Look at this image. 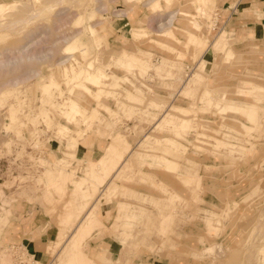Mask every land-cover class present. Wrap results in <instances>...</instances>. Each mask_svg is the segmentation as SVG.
<instances>
[{
  "label": "rangeland",
  "instance_id": "rangeland-1",
  "mask_svg": "<svg viewBox=\"0 0 264 264\" xmlns=\"http://www.w3.org/2000/svg\"><path fill=\"white\" fill-rule=\"evenodd\" d=\"M126 1L0 0L5 10L0 13V264H19V255L24 264L58 262L56 248L41 263L1 240L15 203L39 205L59 233L60 214L66 211L62 223L73 225L96 198L83 223L88 227L78 231L56 264H116L121 256L128 260L119 264H264V37L250 40L234 20L225 23L229 11L221 5L229 0H208L206 5L171 0L170 9L167 0ZM183 13L200 29L188 30ZM163 28L172 30L180 43L159 37ZM184 29L201 35L205 47L189 45ZM222 36L234 51L232 60L219 51ZM158 41L169 42L174 51L156 45ZM75 42L89 52H80L73 62L66 47ZM126 52L147 73L129 65ZM28 54L34 56L31 62ZM67 58L76 72L93 62L94 73H103V91L91 87L81 100L90 111L87 116H66L76 85L65 65L58 66ZM201 62L204 74L197 80ZM51 83L56 85L45 92ZM206 94L215 102L226 96L221 103H233L235 109L215 110ZM129 95L134 99L128 100ZM186 111L190 128H183ZM169 114L173 126L164 123ZM65 125L69 130L60 133ZM118 133L131 151L110 191L100 195L106 183L85 178L103 180L106 157L86 162L84 169L79 148L96 142L104 152ZM72 196L80 200L77 211L69 204ZM106 205L110 209L104 214ZM101 223L109 233L92 230ZM104 237L114 239L112 260L92 255ZM75 241L78 250L70 248Z\"/></svg>",
  "mask_w": 264,
  "mask_h": 264
},
{
  "label": "crops",
  "instance_id": "crops-1",
  "mask_svg": "<svg viewBox=\"0 0 264 264\" xmlns=\"http://www.w3.org/2000/svg\"><path fill=\"white\" fill-rule=\"evenodd\" d=\"M230 1L231 0L224 1L221 5L222 11L224 12L229 11L228 15L224 18L226 20L225 23H227V21L231 22L234 20L233 22L234 24H236V29H239L241 32L245 33L246 37L249 38L250 40H258L261 37H264V0H236L233 3L232 7ZM226 4H228L227 7L225 6ZM219 18L220 20H222L223 19L222 15ZM218 23L220 24V22ZM218 23L216 27L217 29L220 30L222 27L221 28L220 26L218 27ZM123 45L124 44L121 43V45H118L117 48H122ZM87 146L88 145H82L81 148H79V154L77 157L78 160L83 162V168L86 162L89 161L96 162L98 161L99 157H101V155L103 154V152L98 148V144L96 142H93L91 144V148ZM25 167H27V165ZM117 173H118L117 171L114 172L108 178L106 184L102 186L104 190L100 192L101 194L103 193V191L105 192V190L110 186L112 182H115V175ZM83 175L79 176L78 179H73V180L75 181L80 180L83 177ZM116 184L118 186H121L119 181H116ZM136 192L141 193L140 190ZM73 193H76L75 190L73 191ZM72 197L73 198L71 201H69V204H74L75 205L74 208H76V206L78 208L80 204V200L75 196ZM98 199L99 198H96L93 202H91L90 206L86 209V211L83 214L79 216V218L73 225L71 224L65 225L62 223V220L66 215V211L60 214L58 220V224L60 225L59 233H58V228L54 223L55 222L54 219L46 216L45 213L43 212V209L39 205L27 201H19L18 203H15L16 207L12 209L11 219L8 221L6 227L3 230V235L1 237V240L6 241L9 245H14L18 248L20 247L24 249L29 257H32L33 259H38V261L41 263H47L49 261L48 260L49 255L52 253V249L56 248V251L54 252L53 255H55V258H57V261L59 262L63 254V251L70 244L72 238L78 233V231L80 230L79 228L83 225L88 215V212L94 208V206L98 202ZM120 202H125V201H120ZM65 203L68 202L65 201ZM104 207L105 208H103L104 209L103 212L105 214L108 212V209H110V206L106 205ZM47 208L48 210H53L50 204H48ZM139 208L142 207L139 206ZM117 214H118V210L116 209V215L114 216L115 218ZM75 215L77 214L74 211V216ZM162 220L163 217L159 221V224L161 223ZM113 224H112V229H113ZM67 226H71L70 228L71 233L69 234V236H67V238H65V240H63L64 239L63 236L65 237L64 230ZM94 229H97L98 232L99 231L108 232V233L110 232L109 229H107V227L102 226V223L100 226L96 225L92 230ZM91 231H89V233ZM89 233L86 232L84 237ZM113 244H114V239L112 237L102 238L99 245L100 250L93 251L92 255L97 257L99 256L98 259L104 261L108 256L110 259L114 258V254H113L114 250L112 249ZM126 260L128 259L125 256H121L117 260L116 264H119L120 261H126ZM105 264H109V263H105Z\"/></svg>",
  "mask_w": 264,
  "mask_h": 264
},
{
  "label": "bare ground",
  "instance_id": "bare-ground-1",
  "mask_svg": "<svg viewBox=\"0 0 264 264\" xmlns=\"http://www.w3.org/2000/svg\"><path fill=\"white\" fill-rule=\"evenodd\" d=\"M128 1V3H132L133 4V2L131 1V0H127ZM126 1V2H127ZM208 0H199V2H197V3H203L202 5H206V4H204V3H206ZM159 3H157V4H155L156 6L155 7H158V6H160V4L158 5ZM198 4V5H199ZM158 5V6H157ZM167 8H171V6H172V3H171V0H167ZM154 7V6H153ZM161 7V6H160ZM6 8V7H5ZM10 8V7H9ZM154 9V8H153ZM161 9V8H160ZM205 9V8H204ZM3 10H4V6H2V5H0V13H3ZM5 11V10H4ZM170 11L171 10H168L167 11V13H170ZM185 16H183L182 18H186V19H182V22L183 23H185V27L188 29V30H194V29H198V25H196V23L191 19V18H189V17H187V15H189V14H185V13H183ZM80 17H82V16H79V18ZM175 17V16H174ZM174 17H173V19H174ZM82 19V18H81ZM173 20H172V17H171V19L169 20V24H172V23H170V22H172ZM57 23V22H56ZM4 24V23H3ZM98 25H99V23H98ZM95 26V25H94ZM8 27V26H7ZM165 27V26H164ZM200 27V26H199ZM166 28H163L162 30H160V32H159V37H161V38H166V40H169V42L170 41H174V40H178L175 36H174V33H172L173 31L172 30H169V29H166ZM200 29V28H199ZM198 29V30H199ZM1 30V29H0ZM188 30H182L183 31V35L185 36V38L188 40V43H189V45L191 44V45H194L195 47H197V49H200V48H203V47H205V45H206V42H205V40H204V38L200 35H194V34H192L190 31H188ZM90 31H91V33L92 34H94L95 32H94V30H93V28H90ZM101 32H102V29L100 30ZM100 32V33H101ZM135 33V32H134ZM136 33H138L137 35H139V36H144L145 35V33L144 32H142V33H140V32H137L136 31ZM147 34V33H146ZM223 37V39H224V44H223V46H221L220 48H219V51L220 52H224V56H225V59L226 60H232V58H234V51L228 46V44L229 43H227V39H226V37L225 36H222ZM222 37H221V39H222ZM100 38H102L101 36H100ZM136 38H138V37H136ZM222 39V40H223ZM68 40V39H67ZM94 40V39H93ZM92 40V41H93ZM152 41V40H151ZM150 41V42H151ZM164 41V40H163ZM94 42V41H93ZM155 42V41H154ZM169 42H165V43H163V42H160V41H158L157 42V44L156 45H158V43H159V45H162V46H165V48L168 50V51H174V49H173V47L172 46H170V44H169ZM177 42H179V40L177 41ZM180 43V42H179ZM74 44V43H73ZM72 43L68 46V47H66L67 48V51H68V54L69 55H72V58L70 59V60H73V62H76L77 60H78V56H77V54H79L80 52H84L85 54H87L88 52H89V48L87 47V48H84V47H81L80 46V44L79 43H77V42H75V44L73 45ZM154 44V43H153ZM155 45V46H156ZM158 45V46H159ZM189 45H186L187 47L186 48H188L189 47ZM255 47V46H254ZM162 49V48H161ZM164 50V49H163ZM258 50H259V48H257V47H255L254 48V53H258ZM257 51V52H256ZM9 52V51H8ZM24 52V51H23ZM166 52V51H165ZM233 52V53H232ZM260 52V51H259ZM27 53V52H26ZM21 54V53H20ZM172 54V53H171ZM180 54V53H179ZM178 54V55H179ZM28 55H30V54H28ZM27 55V58H26V61H32V60H34V56L33 55H30V56H28ZM176 55V54H175ZM8 56H10V55H8ZM45 56V55H44ZM124 56H128V57H130V63H129V65H137V66H139V67H141V69H142V72H146V68L142 65V64H137L132 58L134 57L133 56V54L132 53H130V52H126V53H124ZM39 57V56H38ZM38 57H36L35 56V58H38ZM22 54L20 55V58L19 57H17V59L18 60H22ZM70 58V57H69ZM69 58H67L68 60H64V62H61V63H59V65L58 66H64V69H65V71H66V73H69V71H70V73H72V75H73V78H72V83L73 82H76V85H75V88L73 89V90H71L72 92H71V95H73L74 97H73V99H74V101L72 102L71 101V103L69 104V106L67 107V108H70V111L66 114V116L67 115H69V116H72V117H74L75 115H77L78 116V114L81 116V115H86V113L87 112H90V111H88V108H87V110L86 109H83L82 108V103H81V100H82V98L85 96L84 94L85 93H88V92H90L91 93V87H98L99 88V92H102L103 91V89H102V87L100 86V82H101V78H102V76H103V73H97V74H95L94 73V69L96 68H94V65L92 64V63H88V64H86L85 66H83L82 68H80L79 69V71L78 72H76L75 71V69H74V67L76 66L75 64H73V63H71V62H69ZM91 58V57H90ZM180 58H181V56H180ZM15 59V58H14ZM16 59V60H17ZM40 59V58H39ZM224 59V60H225ZM11 58H10V62H11ZM17 60V61H18ZM9 61V60H8ZM17 61H14V62H17ZM20 61H18V62H20ZM241 61V60H240ZM3 62V61H2ZM6 62V61H5ZM9 62V63H10ZM18 62H17V64H18ZM22 62V61H21ZM228 62V61H227ZM226 62V63H227ZM231 62V61H230ZM68 63V64H67ZM96 63V62H95ZM146 63V62H145ZM6 64H8V63H6ZM129 65H128V67H129ZM204 64H203V62H201L200 64H199V67H198V69H197V72H196V74H195V78H197V80H201V77H202V75L204 74ZM2 67V66H1ZM98 69H100V68H98ZM128 69V68H127ZM164 70V68H161L160 69V71H163ZM147 73V72H146ZM56 75V79H55V81L56 80H59V78H60V69L58 70V72L55 74ZM65 75H67V74H65ZM69 75V74H68ZM62 76V75H61ZM68 77V76H67ZM64 79V78H63ZM192 80V79H191ZM21 81V80H20ZM19 81V82H20ZM188 82V81H187ZM17 83V82H16ZM16 83L14 82L13 84L14 85H16ZM214 83V82H213ZM194 84V83H193ZM49 85V84H48ZM54 85H56V83H51V85H49V86H46V88H45V92H47V91H49L50 90V88L52 87V86H54ZM69 85V84H68ZM191 86H194V85H191ZM191 86H190V88H191ZM108 87V86H107ZM148 87V86H147ZM184 87V86H183ZM56 89L58 88V87H55ZM114 88V87H113ZM196 88V87H195ZM116 89V88H115ZM109 90V89H108ZM61 91V90H60ZM63 91V90H62ZM70 91V90H69ZM226 91V90H225ZM108 92V91H107ZM116 92V91H115ZM243 92V91H242ZM242 92H241V94H242ZM48 93V92H47ZM46 93V94H47ZM50 93V92H49ZM131 93V92H130ZM185 93H187V92H185ZM226 93V92H225ZM133 94V93H132ZM245 94V93H244ZM248 94V93H247ZM50 95V94H49ZM88 95V94H87ZM186 95V94H185ZM207 95V97L209 96V94H206ZM243 95V94H242ZM241 95V96H242ZM244 97V96H243ZM252 97H253V95H252ZM257 97V96H256ZM259 97V96H258ZM50 98V97H49ZM85 98V97H84ZM97 98V100H98V97H96ZM140 98V97H139ZM209 98V101L207 102V103H209V104H211V106H213L214 108H215V110H217V111H222V110H224V108L226 109H228V110H230V109H235L234 107V105H233V103H231V104H228V107H224V105L221 103L224 99H226V96H223V99H222V101L220 102H215L213 99H212V97H208ZM51 99V98H50ZM70 99V98H69ZM122 99V98H121ZM131 99H134V97L133 96H128V100H130L131 101ZM258 99V98H257ZM256 99V100H257ZM71 100V99H70ZM128 100H126V101H128ZM143 100V99H142ZM145 100V99H144ZM82 101H84V100H82ZM125 101V102H126ZM134 101V100H133ZM56 102V101H55ZM70 102V101H69ZM224 102V101H223ZM127 103V102H126ZM132 103H135V101L134 102H132ZM128 104H130V102L128 101ZM208 104V105H209ZM67 105V104H66ZM131 105V104H130ZM133 105H135V104H133ZM141 105V104H140ZM64 107V106H63ZM62 107V108H63ZM182 107V106H181ZM65 109H66V107H64ZM133 108V107H132ZM237 109V108H236ZM67 110V109H66ZM172 111H174V109L172 110ZM176 111V110H175ZM184 111V110H183ZM92 112V111H91ZM97 112V111H96ZM62 113V112H61ZM64 113V112H63ZM62 113V114H63ZM173 113V112H172ZM219 113H221V112H219ZM223 113H225V112H223ZM93 114V113H92ZM94 115V114H93ZM93 115H91L90 114V117L91 116H93ZM182 115H183V117H184V122H183V128L184 127H189L190 128V126H189V122H191L190 121V112H188V111H186V112H183L182 113ZM79 116V117H80ZM87 116V115H86ZM98 116V115H97ZM169 116V118L171 117V115L169 114L168 115ZM68 117V116H67ZM72 117H69V119H71ZM76 117V116H75ZM166 119V121H164V123H167V124H170V125H174V123L172 122V120H171V118L170 119ZM81 119V118H80ZM72 120H73V118H72ZM76 120V119H75ZM75 120H74V122H75ZM87 120H89V119H87ZM86 120V122H88ZM91 122H93V121H91ZM209 122V121H208ZM194 123V122H193ZM64 125V124H63ZM163 126H165V124H163ZM169 126V125H168ZM159 127V126H158ZM157 127V128H158ZM60 128V133H66L68 130H69V128H67L66 127V125L65 126H62V127H59ZM182 128V127H181ZM188 128V129H189ZM178 129V128H177ZM187 129V130H188ZM200 129V128H199ZM201 129H202V126H201ZM179 130H180V128H179ZM185 130H186V128H185ZM178 131V130H177ZM182 131H184V130H182ZM203 132V131H202ZM59 133V131H58V134H60ZM68 134V133H67ZM67 134H65V135H67ZM62 135H64V134H62ZM68 136V135H67ZM78 136H80V135H78ZM81 138V137H80ZM148 140V139H147ZM76 142V141H75ZM75 144V143H74ZM165 148V147H164ZM167 148V147H166ZM70 151V150H69ZM75 151H76V149H73V151H72V153L74 154L75 153ZM131 151V147H130V144L127 142V140H126V138L123 136V135H121L120 133H118V134H116L115 136H113L111 139H110V141H109V144L106 146V148H105V150H104V152H103V154L101 155V156H103V157H106V163L104 162V163H102L101 164V169L102 170H104V174H105V178L103 179V180H98V178L97 177H91V176H88L87 177V179L85 178V180H93L94 179V181H97L98 183L97 184H100V185H103V184H105L106 183V181H107V178H109V176H111L112 174H113V172H115V171H117V172H119L121 169H122V167L124 166V164H125V162H126V159H127V155H128V153ZM174 152V151H173ZM176 153V152H175ZM75 155V154H74ZM109 159H115L116 161L115 162H109L108 160ZM99 168V167H98ZM100 169V168H99ZM87 182V181H86ZM88 183V182H87ZM59 188V187H58ZM91 190V189H90ZM108 191H110V187H108V189H107V191H106V193H108ZM104 194H105V192H104ZM102 195V194H101ZM90 197H88V199H89ZM113 198V197H112ZM87 199V200H88ZM50 202V201H49ZM56 202V201H55ZM87 206V205H86ZM70 207V206H69ZM85 208L86 207H84V210H85ZM92 211H94V209L93 210H91V211H89L88 212V215H87V219H89L90 218V215L92 214ZM168 218H171V216H169ZM169 220V219H168ZM91 221L89 220L87 223L89 224ZM164 224V223H163ZM166 226H167V223H166ZM82 227H88V225L86 224V225H82L79 229H83ZM125 230V229H124ZM126 232V231H125ZM79 236V235H78ZM79 238V237H78ZM74 239V237L72 238V240ZM79 247H80V244L77 242V241H75V242H72V244H71V247L70 248H72V249H74V250H78L79 249Z\"/></svg>",
  "mask_w": 264,
  "mask_h": 264
},
{
  "label": "built area",
  "instance_id": "built-area-1",
  "mask_svg": "<svg viewBox=\"0 0 264 264\" xmlns=\"http://www.w3.org/2000/svg\"><path fill=\"white\" fill-rule=\"evenodd\" d=\"M26 255H27V253H26ZM27 257H29V256L27 255ZM17 260H18L19 264H24L25 263V261L23 260V258L20 255L17 257Z\"/></svg>",
  "mask_w": 264,
  "mask_h": 264
}]
</instances>
